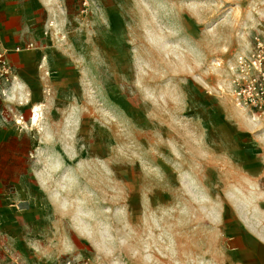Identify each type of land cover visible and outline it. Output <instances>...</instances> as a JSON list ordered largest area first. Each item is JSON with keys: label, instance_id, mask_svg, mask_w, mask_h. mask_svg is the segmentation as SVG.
<instances>
[{"label": "rangeland", "instance_id": "rangeland-1", "mask_svg": "<svg viewBox=\"0 0 264 264\" xmlns=\"http://www.w3.org/2000/svg\"><path fill=\"white\" fill-rule=\"evenodd\" d=\"M258 38L264 0H0L11 192L41 219L0 262L264 264V116L235 95Z\"/></svg>", "mask_w": 264, "mask_h": 264}, {"label": "crops", "instance_id": "crops-1", "mask_svg": "<svg viewBox=\"0 0 264 264\" xmlns=\"http://www.w3.org/2000/svg\"><path fill=\"white\" fill-rule=\"evenodd\" d=\"M39 52L40 54H37L39 58L37 61L35 60V63L42 67L47 58L45 57V46ZM29 55L13 52L11 57L14 65L22 70L34 63L30 61L31 57ZM6 129H0V144L10 139L12 145L7 149L4 143L0 146V233L14 250L20 252L24 246L22 242L27 228L33 227V232H37L40 229L38 224L41 219H38L39 217L30 219L29 212L25 213L20 209H28L29 206L15 201V194L11 192V183L19 184L24 174L17 159H21L22 155L26 156V150H24L23 145L27 143V138L25 139V135L17 131L12 135H6ZM9 156L16 160L11 168L8 162ZM9 259V256L6 257L5 262H0V264H10Z\"/></svg>", "mask_w": 264, "mask_h": 264}, {"label": "built area", "instance_id": "built-area-1", "mask_svg": "<svg viewBox=\"0 0 264 264\" xmlns=\"http://www.w3.org/2000/svg\"><path fill=\"white\" fill-rule=\"evenodd\" d=\"M258 47L264 45V41L257 39ZM33 44L28 45V49L32 47ZM20 49V47H19ZM5 52L0 51V63L6 71V76L9 73L10 65L6 58L4 57ZM259 56V55H257ZM264 59L256 58L252 60V65H255L256 72L250 73L249 81L244 88H240L236 91V99L239 103L243 104L246 108L251 110L254 114L258 116H264ZM259 62V65L257 63ZM244 64V61L241 62ZM8 79V77H7ZM71 264V263H68Z\"/></svg>", "mask_w": 264, "mask_h": 264}, {"label": "bare ground", "instance_id": "bare-ground-1", "mask_svg": "<svg viewBox=\"0 0 264 264\" xmlns=\"http://www.w3.org/2000/svg\"><path fill=\"white\" fill-rule=\"evenodd\" d=\"M17 86H20V84L18 83ZM42 108L41 105H36L33 109V116L31 117V121L30 124L33 126L36 125H41V123H39V120L41 119V115H42ZM249 120V119H248ZM257 121V120H256ZM21 123H24L25 121L20 120ZM258 123L256 122V125ZM255 127V126H254ZM43 128V127H42ZM250 226V225H249Z\"/></svg>", "mask_w": 264, "mask_h": 264}]
</instances>
